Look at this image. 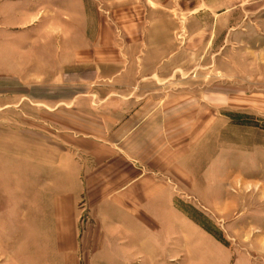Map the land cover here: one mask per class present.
Here are the masks:
<instances>
[{
  "label": "rangeland",
  "instance_id": "374dc122",
  "mask_svg": "<svg viewBox=\"0 0 264 264\" xmlns=\"http://www.w3.org/2000/svg\"><path fill=\"white\" fill-rule=\"evenodd\" d=\"M220 2L0 0V145L7 133L33 130L133 146L129 158L170 185L192 221L190 230L171 231L176 264H264V0H227L225 10ZM93 34L95 42H85ZM35 36L79 52L61 82L8 76L9 51ZM96 88L128 101L119 121L97 116L107 108ZM11 167L0 166V264L116 262L117 251L106 258L78 250L85 224L97 219L84 197L62 250L26 233L24 219L9 212L21 206L24 166L16 178ZM101 172L93 166L86 178L93 204L103 193ZM27 226L41 228L38 220ZM144 244L141 258H152L157 251Z\"/></svg>",
  "mask_w": 264,
  "mask_h": 264
},
{
  "label": "crops",
  "instance_id": "0c3cea01",
  "mask_svg": "<svg viewBox=\"0 0 264 264\" xmlns=\"http://www.w3.org/2000/svg\"><path fill=\"white\" fill-rule=\"evenodd\" d=\"M219 1L225 10L227 0ZM42 39V36H35L9 51L8 76L29 82L37 81L42 75H51L54 79L59 77L61 82L64 69L79 63V52L72 49V52L64 53L54 37L44 42ZM72 39L80 43L78 37L72 36ZM94 40L93 34L85 42L90 44ZM35 49L36 57L33 56ZM76 73L80 74L79 71ZM75 82L79 83V77ZM108 90H94L95 96L102 99L107 108L97 115L104 123L119 121L129 104L128 101L105 98ZM63 133L59 132L61 138L33 130H24L22 134L7 133V144L0 145V166H14L10 170L13 178L21 172L18 166H24V186L19 191L23 196L21 206L8 209L14 216L24 219V231L39 234L42 240L48 239L51 250H62L63 247H59L63 246L64 240L68 242L67 239L74 235L73 219L78 216L76 205L84 197L88 213H94L97 219L85 224L78 236V250L86 247L104 251L106 258L117 251L119 255L113 264H133L139 260L146 264H176L171 258V231L178 229L182 233L186 228L190 230L193 224L186 211L175 205L171 186L154 174L144 173V167L129 158L134 150L129 144L124 148L116 142L99 141L94 133L85 137ZM93 166H103L104 179L103 193H99L94 204L89 199L91 194L86 181ZM31 220H38L41 228L30 230L27 225H31ZM146 242L151 247L147 249L154 248L157 253L152 258L148 255V259H142L140 255ZM99 243L102 244L96 245ZM68 249L73 247L69 245ZM86 261L85 264H93L92 258Z\"/></svg>",
  "mask_w": 264,
  "mask_h": 264
}]
</instances>
